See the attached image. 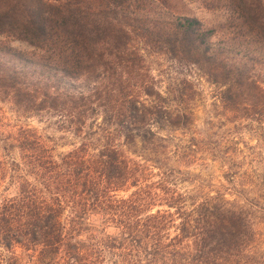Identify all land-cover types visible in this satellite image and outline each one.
<instances>
[{"label":"trees","instance_id":"1","mask_svg":"<svg viewBox=\"0 0 264 264\" xmlns=\"http://www.w3.org/2000/svg\"><path fill=\"white\" fill-rule=\"evenodd\" d=\"M138 1L0 0V102L61 135L0 125V264H252L253 214L197 185L196 144H170L191 74L264 123V0H231L245 44ZM153 55L180 74L165 92Z\"/></svg>","mask_w":264,"mask_h":264},{"label":"rangeland","instance_id":"2","mask_svg":"<svg viewBox=\"0 0 264 264\" xmlns=\"http://www.w3.org/2000/svg\"><path fill=\"white\" fill-rule=\"evenodd\" d=\"M137 6V14L141 17H152L158 12L164 16L172 13L194 16L216 32V42L226 38L233 43L249 42L244 39L248 30L239 22L231 0H139ZM9 43L18 50H31L26 44ZM147 65L163 92L171 86V80L180 75L166 58L149 56ZM190 78L193 87L186 88V95L193 117L188 129L171 133L170 151H176L182 142L197 145L196 153L189 157L192 163L187 171L199 177L197 185H203L206 191H219L253 214L258 236L251 262L264 264V123L247 119L243 117L244 112L225 107L219 89L205 77L191 74ZM12 109L8 103L0 102L1 126L24 124L36 129L43 137L61 136L48 122L38 123L25 116L18 120ZM62 142L55 144L58 153L70 149L62 146Z\"/></svg>","mask_w":264,"mask_h":264}]
</instances>
